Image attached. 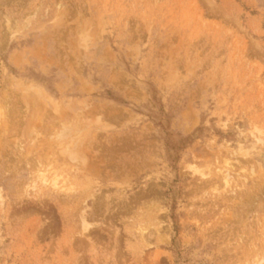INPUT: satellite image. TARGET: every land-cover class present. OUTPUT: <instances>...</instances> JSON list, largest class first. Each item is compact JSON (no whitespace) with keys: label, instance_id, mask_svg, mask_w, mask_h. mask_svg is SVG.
I'll use <instances>...</instances> for the list:
<instances>
[{"label":"rangeland","instance_id":"1","mask_svg":"<svg viewBox=\"0 0 264 264\" xmlns=\"http://www.w3.org/2000/svg\"><path fill=\"white\" fill-rule=\"evenodd\" d=\"M0 264H264V0H0Z\"/></svg>","mask_w":264,"mask_h":264}]
</instances>
